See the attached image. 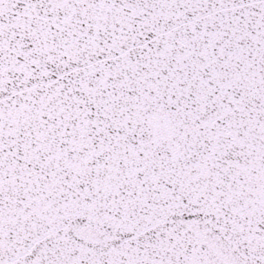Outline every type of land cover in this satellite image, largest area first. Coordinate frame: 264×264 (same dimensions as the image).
I'll list each match as a JSON object with an SVG mask.
<instances>
[{
    "label": "snow or ice",
    "instance_id": "snow-or-ice-1",
    "mask_svg": "<svg viewBox=\"0 0 264 264\" xmlns=\"http://www.w3.org/2000/svg\"><path fill=\"white\" fill-rule=\"evenodd\" d=\"M0 264H264V0H0Z\"/></svg>",
    "mask_w": 264,
    "mask_h": 264
}]
</instances>
